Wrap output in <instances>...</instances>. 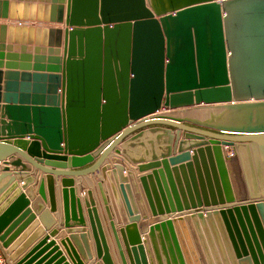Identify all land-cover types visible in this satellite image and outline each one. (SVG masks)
<instances>
[{
    "label": "water",
    "instance_id": "obj_1",
    "mask_svg": "<svg viewBox=\"0 0 264 264\" xmlns=\"http://www.w3.org/2000/svg\"><path fill=\"white\" fill-rule=\"evenodd\" d=\"M1 149L12 264H43L53 246L28 251L41 231L14 155L48 176L52 214L49 176L101 175L122 264H264V0H0ZM113 152L153 170L139 178L152 225L135 173L105 163ZM62 184L76 259L93 258L83 201L97 258L114 264L93 190Z\"/></svg>",
    "mask_w": 264,
    "mask_h": 264
},
{
    "label": "crops",
    "instance_id": "obj_2",
    "mask_svg": "<svg viewBox=\"0 0 264 264\" xmlns=\"http://www.w3.org/2000/svg\"><path fill=\"white\" fill-rule=\"evenodd\" d=\"M65 15H66V7H65ZM47 27H54V28H60V29H65L64 25H44ZM64 42V41H63ZM3 105V104H1ZM175 134H177V140L175 141V148H174V153L175 155H178L177 152V145L178 141L183 138V133L178 132L175 129H172ZM28 140V139H26ZM15 141V140H12ZM12 145H15L14 143ZM14 147V146H13ZM120 149V147H117ZM43 151V150H42ZM5 150L1 149L0 150V155L3 154ZM24 155L28 156L27 151H22ZM11 154L7 155V158L3 155L1 156V159L6 158V160L0 162V173H2V170L5 166L6 162H10V157ZM17 160L22 161V163H25L29 169L28 173L21 172V168H17L15 166H9L11 173L13 174V178H15V181L18 183L19 188H23V196L25 200L28 203V209H33V213L37 215V219L30 225L28 228L31 229L35 223H37V226L31 230L30 235L37 234L40 232L37 236L36 242L30 248L28 251H31L34 247H36L43 239L46 237L49 238L47 244L43 246L40 251L46 249L48 246H51L48 250H46L40 259L44 257H48L43 264H103L101 260L97 258L96 252H95V243L93 240V236L91 234V228L89 224V219L87 217L86 213V208L84 206V203L82 201L83 205V211H84V218L86 221V228L87 233L89 235V241H90V246H91V251L93 258L88 259V261H84L83 259H76L73 250H72V244L69 241L70 234L68 231H75L76 229H80L76 224L71 223V228H67L65 224V218H64V209H63V181L65 179H69L73 181V186H75V189L77 191V195L80 191V189H85V190H93L94 192V198L97 203V208H99L100 211V218L103 224V227L105 229V233L107 235V240L109 241V246L111 250V255L114 264H122L121 259L119 257L117 247L115 244V240L113 237V233L111 231L110 225H109V220L107 219L106 213H105V208L102 202V198L99 192V189L97 187V183L100 180L99 174H93V175H86V176H81V177H74V178H64L62 176L56 177V176H49L51 177L52 184H53V189L55 192V202H56V212L53 214L51 212V207H50V195H49V189H48V179L47 175L44 174L42 171H40L36 166L31 165L29 163H26L22 157L19 155H14ZM12 157V156H11ZM113 157H119L124 161V164L128 167L130 171L135 173V176L138 179V184L139 188L141 190V193L143 195L144 201H145V206L147 209V212L149 214V225L156 221V218L152 216L149 204L147 202L142 184L139 180V178L144 177L149 175L153 170L145 171V172H140L139 168L143 167V165L147 164H132L129 162L125 157L122 155H117L115 152H113L109 158L105 161V163L109 164L111 163V160ZM30 159H35L31 156H29ZM34 161V160H33ZM45 167V166H44ZM89 166L85 167L87 169ZM178 167V166H177ZM48 169V168H46ZM53 169V168H49ZM161 168H158L157 170H160ZM18 173V174H17ZM20 177V178H19ZM28 180H30L28 182ZM44 186V192H45V199L42 200L40 195H39V189L40 187ZM41 203L43 206L42 212H38V207L37 204ZM45 213H47V217L50 218L49 222H44V219L41 217H46L44 216ZM119 225V224H118ZM119 227L123 228L125 227L124 224H120ZM56 231L57 235L52 236V233ZM142 239L144 235H141ZM56 251V252H54ZM59 255V256H57Z\"/></svg>",
    "mask_w": 264,
    "mask_h": 264
},
{
    "label": "built area",
    "instance_id": "obj_3",
    "mask_svg": "<svg viewBox=\"0 0 264 264\" xmlns=\"http://www.w3.org/2000/svg\"><path fill=\"white\" fill-rule=\"evenodd\" d=\"M0 264H12L9 260L8 255L5 252V249L2 247L0 242Z\"/></svg>",
    "mask_w": 264,
    "mask_h": 264
},
{
    "label": "rangeland",
    "instance_id": "obj_4",
    "mask_svg": "<svg viewBox=\"0 0 264 264\" xmlns=\"http://www.w3.org/2000/svg\"><path fill=\"white\" fill-rule=\"evenodd\" d=\"M245 160H246V163L249 165L248 167H251V165H250V159L248 158V155H246V158H245ZM250 169V168H249ZM106 213V212H105ZM107 216V215H106ZM107 219H108V217H107ZM109 225H110V223H109Z\"/></svg>",
    "mask_w": 264,
    "mask_h": 264
},
{
    "label": "bare ground",
    "instance_id": "obj_5",
    "mask_svg": "<svg viewBox=\"0 0 264 264\" xmlns=\"http://www.w3.org/2000/svg\"><path fill=\"white\" fill-rule=\"evenodd\" d=\"M202 110H204V109H201V110H192L191 113H193V112H198V111H202Z\"/></svg>",
    "mask_w": 264,
    "mask_h": 264
}]
</instances>
